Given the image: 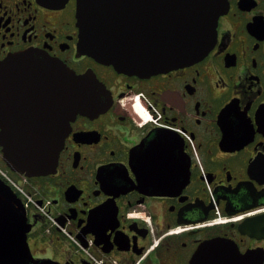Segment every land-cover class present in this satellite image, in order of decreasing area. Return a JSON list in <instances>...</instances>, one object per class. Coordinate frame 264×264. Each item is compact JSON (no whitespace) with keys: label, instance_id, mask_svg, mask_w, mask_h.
<instances>
[{"label":"flooded vegetation","instance_id":"obj_1","mask_svg":"<svg viewBox=\"0 0 264 264\" xmlns=\"http://www.w3.org/2000/svg\"><path fill=\"white\" fill-rule=\"evenodd\" d=\"M226 2L201 60L131 74L79 52L77 0H0V63L36 50L105 86V110L71 123L55 171L28 178L46 203L27 211L40 264H264V0ZM25 87L8 92L10 114L14 98L27 115L45 101ZM160 129L184 149L157 160L188 163L189 179L155 176L170 188L147 193L130 156Z\"/></svg>","mask_w":264,"mask_h":264},{"label":"water","instance_id":"obj_2","mask_svg":"<svg viewBox=\"0 0 264 264\" xmlns=\"http://www.w3.org/2000/svg\"><path fill=\"white\" fill-rule=\"evenodd\" d=\"M226 9V0H77L79 49L121 72H165L205 56L215 43L218 19ZM33 55L41 54L22 52L0 64L3 159L12 171L29 177L55 169L70 122L78 113L87 114L92 109L94 94L100 92L96 86L90 90L85 78L54 64L53 69L61 77V89H56L55 96L51 100V95L33 99L32 103L45 101L40 106L36 104V112L28 115L23 113L27 112L25 101L14 98L10 114L8 92L14 84L13 77L50 66ZM101 101L97 109L104 105ZM18 106L22 108L19 113ZM49 107L56 109L54 123H50L54 114ZM162 131L170 132L160 129L152 141L142 144L131 155V166L143 176L141 187L147 193L165 194L170 188L167 183L155 182V176L189 174L188 163L177 169L172 160H157L183 150L182 141ZM168 149L172 151L167 152ZM25 213L21 200L0 179V264H39L27 243L30 226Z\"/></svg>","mask_w":264,"mask_h":264},{"label":"bare ground","instance_id":"obj_3","mask_svg":"<svg viewBox=\"0 0 264 264\" xmlns=\"http://www.w3.org/2000/svg\"><path fill=\"white\" fill-rule=\"evenodd\" d=\"M139 106V105H138ZM139 110L141 111V113L144 115V116H146V114L143 112L144 111V109L141 107V106H139ZM147 117V116H146Z\"/></svg>","mask_w":264,"mask_h":264}]
</instances>
